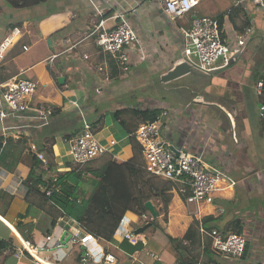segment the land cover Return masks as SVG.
I'll return each mask as SVG.
<instances>
[{
	"label": "crops",
	"instance_id": "1",
	"mask_svg": "<svg viewBox=\"0 0 264 264\" xmlns=\"http://www.w3.org/2000/svg\"><path fill=\"white\" fill-rule=\"evenodd\" d=\"M117 10L128 12L141 43L128 48L130 72L123 71L122 64L96 43L97 25L105 20L108 29L114 27L111 17ZM196 17H222V35L231 42L250 28L247 47L228 67L210 74L192 70L164 81V75L183 62L181 29L189 22L170 20L162 0H49L30 9H15L0 0V43L15 25L23 32L0 62V85L14 78L35 80L39 89L28 100L31 111L56 110L49 125L40 130H33L29 119L0 121V241L12 245L0 253V263L37 264L27 252L15 257L20 238L41 247L52 235L54 240L39 255L49 262L80 264L81 247H74L70 236L81 225L66 217L43 192L49 182L74 170L76 194L88 199L100 181L95 173L109 163L144 171L145 157L132 136L144 122L135 111L157 109L170 111L162 128L166 140L176 149L204 152L207 161L223 168L236 185L218 191L212 203L195 205L186 201L191 193L187 178L170 181L158 177L169 190H160L148 200L156 216L147 208L144 215L136 214L135 208L125 214L138 228L149 225L144 231L148 244L132 245L118 237L103 244L94 237L95 257L87 264H102L103 252L114 254L117 264H264V155L256 140L259 143L264 138L260 113L264 96L256 91L264 70V10L251 1L208 0L201 12L194 10L191 18ZM24 44L30 47L31 56L23 54ZM59 48L63 53L51 63L50 57ZM60 77L65 78L64 84L58 82ZM81 112L96 126V138L110 151L84 165L59 163L60 142L69 144L82 131ZM32 144L47 157V163L40 160L35 169ZM32 170L42 181L34 190L28 182ZM121 171L117 181L121 198L125 193L128 198L136 196L140 186L148 193V184H141L125 167ZM139 217L143 226L137 223ZM195 220L199 222L195 233L180 245L184 250H177L169 238L183 239ZM235 220L241 221V235L250 244L249 253L241 259L215 252L212 239L206 240L201 232L204 228L237 233ZM154 224L166 240L159 239Z\"/></svg>",
	"mask_w": 264,
	"mask_h": 264
},
{
	"label": "built area",
	"instance_id": "2",
	"mask_svg": "<svg viewBox=\"0 0 264 264\" xmlns=\"http://www.w3.org/2000/svg\"><path fill=\"white\" fill-rule=\"evenodd\" d=\"M163 11L172 21L187 20L189 23L182 27L184 38L183 62H186L192 70L210 74L216 69L228 67L237 61L238 57L245 51L252 30L249 28L244 34L236 36L235 42L223 37L220 22L212 17L191 18L194 10L202 0H162ZM244 1V0H243ZM251 1L264 10V0ZM96 7V6H95ZM97 8V7H96ZM136 12V8H131ZM115 21L112 28H107L105 20H101L96 28L97 45L112 58L122 64L125 72H130V58L128 48L135 44H141L140 39L133 28L128 17V12L117 10L111 17ZM19 27L12 29L0 43V62L5 58L7 51L15 45L22 37ZM23 54L31 56L30 47L22 46ZM50 57V62L61 56L59 51ZM103 67L100 68L103 71ZM39 84L35 80L14 78L6 85H0V121L8 117L18 119H29L33 130H40L49 125L52 118V108H39L31 111L28 100L37 92ZM257 95L264 96V70L256 84ZM74 106L81 110L79 104ZM261 117L264 118V104L260 107ZM82 131L71 141L70 154L73 155L75 163L84 165L103 157L110 151L108 146L101 144L96 138V126L88 121L83 112ZM170 117L169 110H163L153 122L142 123L133 138L139 143L145 157V169L150 174L170 180L179 181L187 178L191 193L186 197L187 203L199 205L212 203L216 193L227 186H235L236 182L231 179L226 171L207 161L204 152L195 153L184 148L176 149L175 146L162 136V128L165 118ZM115 141H110L113 147ZM30 151L43 163H47V157L36 144L30 146ZM50 194V192H48ZM139 228L136 222L129 216L124 215L121 219L114 237L123 238L132 245L148 244L144 233H137ZM204 236L212 239L213 249L218 254L231 259H241L246 250L247 239L244 235L234 232L225 233L221 230L201 229ZM72 244L79 245L80 264L95 257L92 252L94 237L83 228H76L70 236ZM54 240V236L48 235L44 244L37 246L20 238V246L15 250V257L20 258L26 252L29 253L37 264H59L49 262L39 255L42 249L48 248ZM58 242V241H57ZM118 260L112 253L103 252L102 264H117ZM6 264V263H0ZM219 264V263H210Z\"/></svg>",
	"mask_w": 264,
	"mask_h": 264
},
{
	"label": "trees",
	"instance_id": "3",
	"mask_svg": "<svg viewBox=\"0 0 264 264\" xmlns=\"http://www.w3.org/2000/svg\"><path fill=\"white\" fill-rule=\"evenodd\" d=\"M11 7L15 9H30L37 6L46 4L49 0H5ZM220 27L222 28L223 20L222 17L219 19ZM18 27V25L13 26V29ZM51 74L56 78L57 74L51 68ZM261 75H259L260 78ZM258 78V79H259ZM53 109L52 116L55 113ZM136 115L142 118V121L153 122L159 115V110H136ZM115 119L118 115L115 114ZM121 124L125 125L124 121ZM48 157H49V153ZM49 159V158H48ZM34 165L36 167L40 166V160L34 156ZM129 170L133 177L141 181V184H148L150 190L148 193L139 187V193L135 196L132 194L131 198L124 195V199L120 196L121 185L118 184L119 176L123 175V168ZM145 169V166H144ZM138 171V172H137ZM137 172V173H136ZM146 172V173H144ZM76 172L74 170L67 172L59 176L56 181H51L47 184V189L43 194L48 200H50L55 206L59 207L66 217L76 220L86 232L91 234L93 237L100 240H105L112 242L114 241V234L118 228L121 219L124 217L126 212L132 208H135L134 212L136 214L144 215L147 211L145 207V202L150 200L152 195L158 196L160 190H169V187L164 183L162 185H156L154 180H160L158 177L152 176L147 170L136 169L129 166V164L118 165L115 162L109 163L105 169L100 172H96L95 175L100 178L99 182H96V186L88 199H81L76 194ZM30 190L37 189L39 184L42 183L41 178L34 175L33 170L30 175ZM118 181V182H117ZM44 183V182H43ZM50 192V194H48ZM167 201V200H166ZM198 221H194L193 226L188 231L186 236L179 240L170 237L169 241L175 246L177 250H184V246L180 249V245L185 240H189L191 234L195 233V226H198ZM233 230L241 234V221L235 220L233 222ZM12 245L6 241H0V253L10 249ZM250 244L247 241L246 250L243 255L245 257L249 253ZM242 257V258H243Z\"/></svg>",
	"mask_w": 264,
	"mask_h": 264
},
{
	"label": "rangeland",
	"instance_id": "4",
	"mask_svg": "<svg viewBox=\"0 0 264 264\" xmlns=\"http://www.w3.org/2000/svg\"><path fill=\"white\" fill-rule=\"evenodd\" d=\"M207 3H208V0H204L203 2H201L200 3L201 5L199 4V6L196 8L198 10V12H201V10L204 9V7H205V5ZM196 9H195V11H196ZM198 15H201V14L199 13ZM234 63H232V64H234ZM38 89H39V87H38ZM256 105H258L257 102H256ZM166 120H167V118H165V121ZM98 137L100 138V136H98ZM256 140H257V144H258L257 147L259 149L258 150L259 153L262 154V155H264V138L261 137L260 140H259V143H258V138ZM64 143H65V145H63V142H60V144L58 145V154H57V157H58L59 163L63 162V163L73 164L75 162V159H74L73 155L69 153V149L71 148V143L68 144L67 141L64 142ZM152 181H154V183H156V185H158V186L159 185H162L164 183L166 184V182H164L163 180H154V179H152ZM137 223H138L139 226H143L144 225L143 224V220L140 217L137 219ZM153 228L157 230V235H158V237H159L160 240H166L165 234L162 231H160L155 226V224L153 225ZM146 232H148V231H146ZM205 239L206 240H210L207 237H205ZM106 242L107 241L102 240V243L103 244H105ZM196 253H198V252H196ZM197 257L200 258L199 255Z\"/></svg>",
	"mask_w": 264,
	"mask_h": 264
},
{
	"label": "water",
	"instance_id": "5",
	"mask_svg": "<svg viewBox=\"0 0 264 264\" xmlns=\"http://www.w3.org/2000/svg\"><path fill=\"white\" fill-rule=\"evenodd\" d=\"M50 42V40H49ZM192 69L191 67L186 63V62H181L180 64L176 65L172 70H170L166 75H164L163 80L164 81H170L173 79H176L180 76H183L185 74L191 73ZM65 78L64 77H60L58 78V82L60 84H64ZM146 208L154 215L156 216V211L154 209L153 204L148 201L146 203ZM149 227V225L144 226L143 228H139L137 230V233H144L145 229H147Z\"/></svg>",
	"mask_w": 264,
	"mask_h": 264
}]
</instances>
